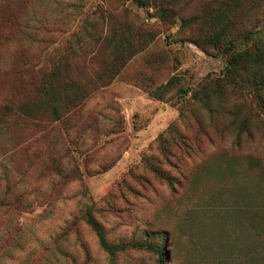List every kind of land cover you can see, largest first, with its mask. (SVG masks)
Segmentation results:
<instances>
[{"label": "rangeland", "instance_id": "rangeland-1", "mask_svg": "<svg viewBox=\"0 0 264 264\" xmlns=\"http://www.w3.org/2000/svg\"><path fill=\"white\" fill-rule=\"evenodd\" d=\"M140 2L0 0V112L64 55L84 81L121 35L142 46L109 85H85L74 115L0 113V264H264V105L249 76L218 80L224 54L192 43L217 0ZM231 18L237 45L264 42V0ZM172 78L160 100L148 94ZM205 86L213 113L194 100Z\"/></svg>", "mask_w": 264, "mask_h": 264}, {"label": "trees", "instance_id": "trees-1", "mask_svg": "<svg viewBox=\"0 0 264 264\" xmlns=\"http://www.w3.org/2000/svg\"><path fill=\"white\" fill-rule=\"evenodd\" d=\"M243 1L217 0L215 8L194 18L193 22L198 30H202V35L200 38L196 37L192 43L203 51L211 48L226 56V66L222 70L221 77L218 78L223 85L232 86V84H236L233 81L234 77L239 81L242 75L249 76V80L245 82L250 84L254 97L257 98L262 107L264 105V92H262V90L264 91V42L255 38L252 32L243 34L238 45L236 44V37H234L235 21L231 15L237 11ZM134 2L140 4V7L148 4V2H140V0H134ZM109 39L107 41L108 48L109 44L114 41V32ZM243 44L246 46L243 47ZM141 47V45L138 48L130 47L126 38L121 35L120 41L112 48L114 52L111 63L106 64L104 62V67L100 68V72H97L92 80L83 81L73 75V68L67 61L68 54L64 55L65 58L58 63H54L51 69L39 72L32 68L31 71H34L30 75L40 74L42 85L26 101L23 100L14 105L8 104L7 101L3 104L0 112L1 119L7 115L32 119L50 115L53 117V122H58L74 115L78 107L89 98L90 90H86L85 85L89 86L90 84L92 88L97 87V89L109 85L127 59L141 51L139 49ZM105 65H107L106 68ZM173 82L174 79L172 78L165 84L149 90L148 94L154 99L160 100L162 95L173 87ZM215 94L211 93L205 86L199 93H194V100L198 101L208 113H213L212 102ZM180 138L182 137L179 136ZM156 163L158 164V161ZM153 171L155 174H159L156 168H153ZM88 223L98 237L102 249L112 254L114 249L106 243L101 227L92 219H89Z\"/></svg>", "mask_w": 264, "mask_h": 264}]
</instances>
